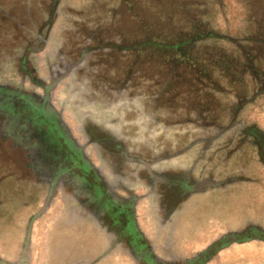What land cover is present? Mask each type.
<instances>
[{
    "label": "flooded vegetation",
    "instance_id": "flooded-vegetation-1",
    "mask_svg": "<svg viewBox=\"0 0 264 264\" xmlns=\"http://www.w3.org/2000/svg\"><path fill=\"white\" fill-rule=\"evenodd\" d=\"M261 210L264 0H0V264H212Z\"/></svg>",
    "mask_w": 264,
    "mask_h": 264
},
{
    "label": "rangeland",
    "instance_id": "rangeland-1",
    "mask_svg": "<svg viewBox=\"0 0 264 264\" xmlns=\"http://www.w3.org/2000/svg\"><path fill=\"white\" fill-rule=\"evenodd\" d=\"M255 219L264 226V211H258ZM212 264H264V242L235 245L218 256Z\"/></svg>",
    "mask_w": 264,
    "mask_h": 264
}]
</instances>
